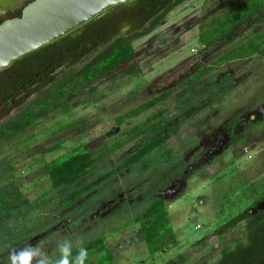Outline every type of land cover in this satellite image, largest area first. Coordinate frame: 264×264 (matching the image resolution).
Returning <instances> with one entry per match:
<instances>
[{"label": "rangeland", "instance_id": "374dc122", "mask_svg": "<svg viewBox=\"0 0 264 264\" xmlns=\"http://www.w3.org/2000/svg\"><path fill=\"white\" fill-rule=\"evenodd\" d=\"M242 1L247 0H185L168 13L152 33L131 41L134 53L129 63L93 81V89H90L92 83L79 85L71 79L64 81V86L68 83L64 95L59 97L61 90L55 93L59 98L55 104L61 102L59 108L43 116L37 115L12 139L0 140V186L15 187L28 201L46 194L44 202L47 204L32 210L24 222H37L36 230L43 231L57 220L59 214H54L57 202L51 200L58 193L52 192L46 168L49 161L81 146L88 152L103 151L95 171L115 167L124 154L134 148L137 140L128 132L175 114V102L182 92L188 93L189 89L183 87L188 81L209 79L221 73L232 74V91L218 103L220 113L216 115H220L211 118L212 123H217L229 111L245 108L264 93L263 31L241 30L233 34L232 41L214 42L212 48H206L199 41L205 26L223 15L227 4ZM246 40L255 44L252 49L244 46ZM235 46V55L230 56V49ZM83 65L80 63L69 71L77 72ZM62 82L56 79L51 84ZM166 90L172 93L165 100L146 109L142 107L145 101ZM38 91L39 94L28 97L24 103L26 108L41 100L46 90ZM11 113L9 119L17 116L16 110ZM194 119L168 140L169 146L175 150L184 149L188 142L183 135L185 130L192 131ZM193 137L188 140L192 141ZM251 147L252 151L264 148V138ZM225 155L215 161L221 168H229L233 158L231 153ZM91 176L93 174L88 177ZM122 185L121 177L113 179L114 187L124 188ZM114 207L102 208L96 220L78 227L77 233L51 234V241L34 247L37 256L33 264L41 254L49 259L60 253L58 245L65 240L71 241L72 246H80L97 236L103 238L110 250L111 264H171L176 258L177 264H208L212 260L216 211L221 206L214 202V184L210 179L192 178L182 197L168 204L169 222L177 243H170L154 254L149 253L145 240L138 234L140 223L134 222L131 215L108 216ZM87 254L89 263L96 264L93 251Z\"/></svg>", "mask_w": 264, "mask_h": 264}, {"label": "flooded vegetation", "instance_id": "af4514ba", "mask_svg": "<svg viewBox=\"0 0 264 264\" xmlns=\"http://www.w3.org/2000/svg\"><path fill=\"white\" fill-rule=\"evenodd\" d=\"M22 1L26 2L27 0H2L0 3V9H2L0 10V21L20 16L23 7L32 0L24 3V5L19 3ZM172 2L174 0H134L131 3L110 9L67 35L69 39L66 41L60 42L61 38L25 55L19 59L22 60V63L15 61L2 69L0 71V127L13 122L17 116L19 117L27 110L40 105L43 100L46 104L38 108L41 112L40 116L59 108L61 102L55 104L54 101L59 99L55 97V93L63 89L53 90L60 83L57 85L56 83L51 84V82H55L56 79H61L64 84V81L70 79L71 82H77L76 76L83 71L84 67L94 59L101 49L116 39H130L131 43L133 39L152 33L162 24L164 18L156 28L144 34ZM223 12V15H220L215 21L209 22L205 26V30L201 32L205 33L215 29V34L210 38L212 42L207 45L203 44L206 48H212L214 42L223 43L230 39L232 41L233 34L248 28H253L255 32H264V0L230 2ZM244 43L245 47L250 48L255 45L248 40ZM235 48L237 47L230 49V56L231 54L235 55ZM28 55L31 56L26 58ZM230 56L228 55V57ZM130 61L118 65L117 68ZM80 63L84 65L77 72L71 73L69 71ZM233 80L232 74L221 73L219 76L209 79L201 78L199 81L197 79L194 82L188 81L187 85L183 86L189 90L187 94L185 91L182 92L176 100L175 114L159 118L153 122L161 124L165 118L167 119V129L177 127L176 133L170 135L165 142V145L172 149V154L164 167H166L167 174L169 173L172 177L163 180L165 177L163 167L158 169L162 176H158L155 180L150 177L146 181H150L152 184L150 186L151 191H154L153 197L162 200L166 207L169 203L171 204V202L182 197L188 181L192 178L201 176L213 181L214 202L219 203L221 207L216 211L217 221L213 230L215 248L212 260L208 264H264V152H262L264 148L252 151L251 147L257 143V140L264 138V93L257 99L250 101L245 108L229 111L221 117L222 120L220 119L217 123L211 122V118L220 115H216V112L220 113V104L218 103H221L225 95L232 91ZM91 83L90 89H93L95 84L93 81ZM41 88L46 90L42 94L41 100L31 103L26 108L24 103L28 97L39 94L40 91L38 90ZM61 92L62 95L59 97L64 95V91ZM165 92H169L167 96L169 97L172 90H166L160 94ZM52 95L54 96L51 98ZM181 98L183 100L188 99L190 102L182 101L180 103ZM15 110L17 116L9 119L8 116ZM194 117L196 118L194 119ZM190 119H194L191 124L192 131L185 130L186 133L183 135V139L188 143L182 151L175 150L168 145V140L176 135L179 129ZM163 132H166V129L161 126L159 134ZM192 136H195L192 141L188 140ZM137 142L138 140H136L134 148L124 154L125 156L121 161L131 152L137 150ZM229 153L233 156L229 168H221L219 162L215 163L219 158ZM121 178L124 188L116 187L119 189L116 196L83 217L75 229H73V223L62 216L67 209L54 213L59 215L56 222L51 223V227L27 238L24 243L10 248L5 254H0V264H12L10 254L29 245L35 247L39 244L42 245L44 241L49 242L51 241V234L64 232V235H70L73 231L76 232V229L86 222L96 220V215L100 214L101 209L106 206L115 205L108 215L109 217L113 216V218L122 215L128 216L129 212H137L145 205L142 195L138 194L142 182L134 183L135 181L131 177L128 179L127 177ZM127 194L129 196L126 197ZM56 202L58 204V201ZM131 217L133 218L132 215ZM197 227L199 228V226ZM52 231L53 233H51ZM0 252L2 251L0 250ZM59 254H55L49 260L56 259ZM177 262L178 259L176 258V260H172L171 264H177Z\"/></svg>", "mask_w": 264, "mask_h": 264}, {"label": "trees", "instance_id": "16d2710c", "mask_svg": "<svg viewBox=\"0 0 264 264\" xmlns=\"http://www.w3.org/2000/svg\"><path fill=\"white\" fill-rule=\"evenodd\" d=\"M182 1L174 0L144 34L156 28L165 15ZM214 34L215 29L201 33L199 41L207 45L212 42L210 38ZM67 39H69L68 36L62 38L60 42H64ZM242 48L244 47H240V49ZM30 56L28 55L26 58ZM132 57L133 48L130 39L118 38L101 49L94 59L84 67L83 71L76 76L77 83L79 85L91 83L113 72L118 65L130 61ZM16 62L22 63V60ZM65 86L63 83V86H56L53 90L63 89L61 91H65ZM168 95L169 92L160 94L142 104V107L145 109L149 108L155 103L165 100ZM179 101L180 103L182 101L187 102L188 99L183 100L181 98ZM45 104L43 100L40 105L27 110L19 117L17 116L13 122L1 126L0 140H9L21 132L27 124L32 123L37 118V115H41L38 108L42 105L45 106ZM166 122L167 119L164 118L161 124L159 122L145 123V125L129 131L130 137L138 140L136 144L138 148L117 163L115 167H104L95 171V166L103 151L88 152L81 146L49 161L46 164V168L52 192L59 194L58 197H54L51 200V202L58 201L54 208V213L67 209L62 216L69 219L73 223V229H75L83 217L97 209L102 203L116 196L119 189L113 186V179L120 177L123 173L121 176L123 178L127 177L128 179V177H131L134 179V183L142 182L141 190L138 194L142 195L145 205L137 212H129V215L133 216L134 222L140 223L138 234L145 240L149 253H157L170 243L176 244L177 240L169 222L167 207L162 200L153 197L152 184H150V181H146L150 177L155 180L158 176H162L158 169L166 166L171 157L172 149L168 148L165 142L170 135L176 133L177 127L167 129ZM161 126L166 129V132L159 134ZM140 144L141 146H139ZM174 156L176 157V155ZM166 171V167H164L165 177H163V180H168L172 177ZM89 174H93V176L88 177ZM45 196L46 194L28 201L15 187L10 189L9 187L0 186V243H2L0 246L2 252L0 254H5L10 248L24 243L27 238L39 232L36 230L37 222L33 223L29 220L24 222V219L32 210L47 204V202H44ZM80 247L85 248L87 252L93 251L96 255V264H111L113 260L111 252L104 245L103 238L100 236L80 246H72L69 259L73 261V264ZM59 257L60 254L56 259ZM56 259H52V261L54 262ZM84 264H89L88 256Z\"/></svg>", "mask_w": 264, "mask_h": 264}, {"label": "water", "instance_id": "95a60500", "mask_svg": "<svg viewBox=\"0 0 264 264\" xmlns=\"http://www.w3.org/2000/svg\"><path fill=\"white\" fill-rule=\"evenodd\" d=\"M133 1H30L20 16L0 22V71L25 55L73 33L106 11Z\"/></svg>", "mask_w": 264, "mask_h": 264}, {"label": "clouds", "instance_id": "9594fccd", "mask_svg": "<svg viewBox=\"0 0 264 264\" xmlns=\"http://www.w3.org/2000/svg\"><path fill=\"white\" fill-rule=\"evenodd\" d=\"M58 247L60 251V257L54 262L49 260L46 255L41 254V258L36 259L35 264H73V261L69 259L72 249L71 241L65 240L60 243ZM87 255V250L83 247H80L75 257L74 264H84ZM36 256L37 252L34 250V247L29 245L18 252H13L10 254V260L12 261V264H17V262H19V264H33V259Z\"/></svg>", "mask_w": 264, "mask_h": 264}, {"label": "bare ground", "instance_id": "6f19581e", "mask_svg": "<svg viewBox=\"0 0 264 264\" xmlns=\"http://www.w3.org/2000/svg\"><path fill=\"white\" fill-rule=\"evenodd\" d=\"M2 0H0V3H1Z\"/></svg>", "mask_w": 264, "mask_h": 264}]
</instances>
